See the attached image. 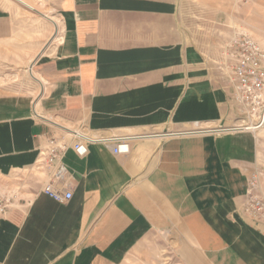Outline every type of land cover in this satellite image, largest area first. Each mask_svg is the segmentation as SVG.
<instances>
[{
	"label": "crops",
	"instance_id": "0c3cea01",
	"mask_svg": "<svg viewBox=\"0 0 264 264\" xmlns=\"http://www.w3.org/2000/svg\"><path fill=\"white\" fill-rule=\"evenodd\" d=\"M45 1L61 20L51 45L53 21L0 0V64L51 50L32 64L37 94L0 95V264H264V222L245 211L257 141L209 131L239 118L220 73L231 22L215 11L203 28L194 0ZM246 26L264 36V22ZM74 131L135 140L80 155ZM50 137L70 143L63 180ZM48 183L74 196L58 202Z\"/></svg>",
	"mask_w": 264,
	"mask_h": 264
},
{
	"label": "built area",
	"instance_id": "2783aa9c",
	"mask_svg": "<svg viewBox=\"0 0 264 264\" xmlns=\"http://www.w3.org/2000/svg\"><path fill=\"white\" fill-rule=\"evenodd\" d=\"M226 65L230 68L232 97L239 112L237 123L229 125V130L235 132H257L264 129V46L245 31L236 33L226 45ZM75 138L71 146L80 155L89 152V144L100 140L105 144H112L115 153L123 154L131 151L134 137L129 135L94 138L80 131L72 132ZM70 143L63 138L50 137L47 144L48 162L55 164L53 177L63 180L67 174V166L60 163V158L69 148ZM44 192L58 202L64 203L74 196L70 190L55 188L53 183L44 187ZM247 213L254 219L264 218V198L252 194L248 198ZM6 207L5 199H0V212Z\"/></svg>",
	"mask_w": 264,
	"mask_h": 264
},
{
	"label": "rangeland",
	"instance_id": "374dc122",
	"mask_svg": "<svg viewBox=\"0 0 264 264\" xmlns=\"http://www.w3.org/2000/svg\"><path fill=\"white\" fill-rule=\"evenodd\" d=\"M199 1L200 13L198 11H194L195 15L201 17V22L204 25L203 28L209 27V18L214 15L216 11L217 18L224 22H231V26L233 27V36L240 31H245L249 33L254 38L256 37L264 46V36L262 34L255 35L251 29L246 26V22L253 23L254 20L258 21L259 23L264 22V0H194ZM20 10L23 13H31L33 14L38 20L41 22V25H45V27H50V22L55 23V27H58V31H53L54 34L48 38V44L51 45L53 43L59 42L61 28L60 25V18H58L57 13L51 10L50 5L45 0H37L36 3L31 2L29 0L28 5L20 4ZM195 2H193V8L195 6ZM189 12V8L187 10ZM191 10H190V12ZM187 14V15H191ZM193 14V15H194ZM48 15V16H47ZM195 17V16H194ZM35 21H29L30 27L34 24ZM36 23V22H35ZM52 24V23H51ZM225 25V24H224ZM223 25V26H224ZM36 26V25H35ZM34 26V27H35ZM33 28V27H32ZM60 28V29H59ZM232 36V37H233ZM51 48V47H50ZM45 53H51V50H47V46L44 48L42 52H37L34 54H27V57H32L34 60L27 64V66L23 69H14L8 68L5 64H0V95L10 91L12 89L16 90V85L18 84L25 89V91L30 92V96L37 94L39 91V82L37 79L36 72L33 71L32 64L42 55ZM227 55V53H226ZM17 58L20 55H16ZM22 57V55H21ZM225 57V55H224ZM223 63L221 64L222 70L220 73L221 76H226V80L229 84V75H230V68L227 67L226 59L222 60ZM225 62V63H224ZM221 63V61H220ZM35 119H38L34 116ZM238 121V118L234 119V122ZM228 122V121H227ZM209 125V124H207ZM229 127V126H228ZM227 132H235V131H227ZM224 132V133H227ZM251 134L254 137L255 141H257V147L253 152L255 156V163L253 164L250 174V179L248 182V190L246 192V204H245V211L248 205V198L252 194L261 195L264 198V129L259 130L257 132L245 131ZM247 212V211H246ZM248 214V213H247ZM249 215V214H248ZM250 216V215H249ZM252 217V216H251ZM258 222H264V218L255 219ZM172 253L169 254V261L173 259Z\"/></svg>",
	"mask_w": 264,
	"mask_h": 264
},
{
	"label": "bare ground",
	"instance_id": "6f19581e",
	"mask_svg": "<svg viewBox=\"0 0 264 264\" xmlns=\"http://www.w3.org/2000/svg\"><path fill=\"white\" fill-rule=\"evenodd\" d=\"M20 3H22V4H24V5H27V4H29V0H18ZM48 16V15H47ZM234 123H237V122H234ZM233 123V124H234ZM206 127H204V128H212L210 125H205ZM212 130H216V131H219V132H227V131H230L229 130V127L227 126L226 128H213V129H209V131H212ZM215 131V132H216ZM231 131H233V130H231ZM179 133V132H178ZM201 133V132H200ZM206 133V132H205ZM208 133V132H207ZM163 135V134H162ZM131 137H134V139L133 140H135V136H131ZM182 137V136H181Z\"/></svg>",
	"mask_w": 264,
	"mask_h": 264
}]
</instances>
